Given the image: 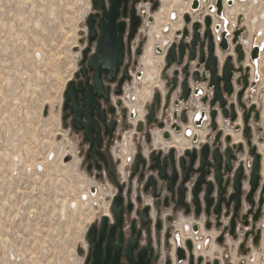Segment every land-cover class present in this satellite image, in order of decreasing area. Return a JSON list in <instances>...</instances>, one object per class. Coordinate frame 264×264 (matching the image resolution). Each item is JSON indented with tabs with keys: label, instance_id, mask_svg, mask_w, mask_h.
Listing matches in <instances>:
<instances>
[{
	"label": "flooded vegetation",
	"instance_id": "1",
	"mask_svg": "<svg viewBox=\"0 0 264 264\" xmlns=\"http://www.w3.org/2000/svg\"><path fill=\"white\" fill-rule=\"evenodd\" d=\"M232 1L227 9L235 6ZM162 6L163 0H91L84 46L63 103V128L73 143L65 163L77 161L93 181L97 200L82 264H245L244 255L264 251V144L257 136L263 117L258 102L249 98L261 75L264 49L253 58L254 49L244 48L242 28L230 38L220 34L216 43L213 29L224 30V10L217 21L207 16L218 76L229 57L236 69L233 93L229 97L223 91L225 116L219 101L211 106L215 87L205 64H198L199 51L190 66L187 99L184 66L165 73L172 79L179 71L177 83L169 85L164 78L168 52L186 24L181 22L163 51L157 45L162 33L154 31ZM206 10L194 19L199 5L190 15L192 23H201V32ZM223 37L227 50L220 47ZM150 43L162 58L158 77L153 75L160 85H148ZM237 45L243 50L241 64ZM195 71L200 82L192 79Z\"/></svg>",
	"mask_w": 264,
	"mask_h": 264
},
{
	"label": "rangeland",
	"instance_id": "2",
	"mask_svg": "<svg viewBox=\"0 0 264 264\" xmlns=\"http://www.w3.org/2000/svg\"><path fill=\"white\" fill-rule=\"evenodd\" d=\"M238 1L227 9V18L246 30L247 50L263 46L264 0ZM189 3L163 0L154 28L162 33L157 45L163 51L181 22L185 26ZM206 8L193 18H201ZM90 12L91 0H0V264L83 262V241L97 200L93 181L79 171L77 161L65 163L73 143L63 128V103ZM151 44L148 85H160L153 75L158 77L162 58ZM260 65L249 98L258 102L263 117L257 133L263 145L264 60ZM261 255L264 251H253L244 262L258 264Z\"/></svg>",
	"mask_w": 264,
	"mask_h": 264
},
{
	"label": "water",
	"instance_id": "3",
	"mask_svg": "<svg viewBox=\"0 0 264 264\" xmlns=\"http://www.w3.org/2000/svg\"><path fill=\"white\" fill-rule=\"evenodd\" d=\"M199 8V2L194 1L192 9L197 10ZM217 8H218V15H221L223 11V0H218L217 2ZM184 21L186 24V27L183 29L182 32H178V35L182 36L179 43H175L170 48L168 55L166 57V69L164 72V78L167 79L168 84H175L178 82V75L179 71L173 72V77L168 78L166 77L167 70L173 68L175 65L177 67L184 66L181 70L182 75L184 76V81L182 82V86L184 89V98L187 99L188 94L190 92L189 89V77H190V66L191 63L197 60V54L199 51V59L198 64H205V70L210 72L211 78H210V86L215 87V94L214 99L211 101V106L214 107L219 101L220 106L223 108V113L225 116H227L228 112L225 109V106L227 105V101L223 97V91L228 94L230 97L233 93V87L231 84V80L233 77V72L236 70L233 65V58L229 57L227 61L225 62L224 68H223V75L222 77L218 76V60L215 57V44L213 41V36L211 33V24L212 19L210 17L205 18V29L201 32L202 25L199 22L192 23V18L190 15H185ZM191 26V28H190ZM241 34V31H238L235 34V40L234 43L238 42V37ZM190 41L187 42V39ZM220 47L223 50L228 49L227 41L225 37H223L222 44ZM207 50V57H206V51ZM187 55V61L185 63V56ZM236 52L238 54V64H241L244 60L243 50L241 45H237ZM259 53V49L255 48L253 50V58H255ZM237 71H243V69H238ZM192 79L194 81L199 80V71H195L192 74ZM248 77L247 75L243 77V81L245 86L247 85ZM223 82V88L221 87V83ZM244 90L239 94V98L241 99V96L243 94ZM232 109V120H235L236 115L234 112V106H231ZM255 107L252 109L254 110ZM217 112H212V117L215 118ZM249 118V114L245 113L244 119L247 122ZM185 118L183 117V120ZM249 129L246 128L245 134L248 136ZM257 168V163L255 164V170Z\"/></svg>",
	"mask_w": 264,
	"mask_h": 264
},
{
	"label": "built area",
	"instance_id": "4",
	"mask_svg": "<svg viewBox=\"0 0 264 264\" xmlns=\"http://www.w3.org/2000/svg\"><path fill=\"white\" fill-rule=\"evenodd\" d=\"M194 1H198L199 2L200 10L203 9V7H204L205 4H208L207 5L208 6L207 7V10H206V13H205L204 16H206V17L207 16H210V17H212V19H214V21L216 19H218V17L220 16V15H218V8H217V2H218V0H192V1L190 0L189 7H188V8H190V13H184V16L187 15V14H189V15L192 16L194 14L193 13L194 11L192 9V5H193ZM243 1L244 0H240V1H238V3L239 2H243ZM230 3H232V4L230 5ZM233 5H234V2L232 0H229V1L228 0H223V10H224L223 15H224V17H221V18L225 21V23L227 21L229 23L224 26V27H226V28H224V30L221 29V31H219V32L215 28L213 29L216 43H219L220 42L221 35L226 34L227 37L230 38L231 34L234 33L235 30H238L239 29L238 23H234V24H237V26L236 25L233 26L232 22H230V20L227 18V13H228L227 7H231ZM208 10H210V11H208ZM242 30H243V32L246 31L243 26H242ZM245 43L246 42H243V45H244V48L246 49ZM255 48H258V46H255L253 48H250L249 51H252Z\"/></svg>",
	"mask_w": 264,
	"mask_h": 264
},
{
	"label": "bare ground",
	"instance_id": "5",
	"mask_svg": "<svg viewBox=\"0 0 264 264\" xmlns=\"http://www.w3.org/2000/svg\"><path fill=\"white\" fill-rule=\"evenodd\" d=\"M228 1H229V0H228ZM235 1H236V0H235ZM230 10H231V9H230ZM208 11H210V10H208ZM186 12H187V11H186ZM222 17H224V15H222ZM226 24H228V21L225 23V25H226ZM220 28H221V27L219 26V29H220ZM224 28H226V27H224ZM217 29H218V28H217ZM150 46H151V45H150ZM152 46H154V45L152 44ZM152 46H151V47H152ZM255 46H256V45H255ZM255 46H254V47H255ZM149 48H150V47H149ZM258 49H259L260 54H261V52H262L263 49H264V45H263V46L259 45V46H258ZM151 51H152V48H151ZM151 51H148V53H151ZM147 59H148V60H151L150 57H148ZM252 63H253L255 66L258 65V61H253Z\"/></svg>",
	"mask_w": 264,
	"mask_h": 264
}]
</instances>
